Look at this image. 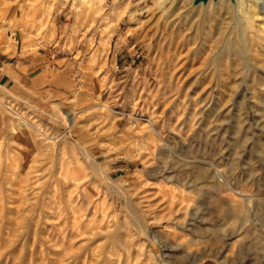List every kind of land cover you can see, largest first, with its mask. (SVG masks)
<instances>
[{
  "label": "rangeland",
  "instance_id": "obj_1",
  "mask_svg": "<svg viewBox=\"0 0 264 264\" xmlns=\"http://www.w3.org/2000/svg\"><path fill=\"white\" fill-rule=\"evenodd\" d=\"M162 1L0 0V264H264V7L218 57Z\"/></svg>",
  "mask_w": 264,
  "mask_h": 264
},
{
  "label": "bare ground",
  "instance_id": "obj_2",
  "mask_svg": "<svg viewBox=\"0 0 264 264\" xmlns=\"http://www.w3.org/2000/svg\"><path fill=\"white\" fill-rule=\"evenodd\" d=\"M163 25L185 27L192 33L218 40V57L251 52L255 34L260 30L259 8L264 0H229L193 7L190 0H166L161 2ZM225 30V31H224ZM220 36V37H219ZM219 38V39H218Z\"/></svg>",
  "mask_w": 264,
  "mask_h": 264
},
{
  "label": "crops",
  "instance_id": "obj_3",
  "mask_svg": "<svg viewBox=\"0 0 264 264\" xmlns=\"http://www.w3.org/2000/svg\"><path fill=\"white\" fill-rule=\"evenodd\" d=\"M46 60L47 57L40 52L35 56L19 58L15 62L7 61L0 55V86L3 84L10 85L14 90L24 92L26 87L41 81L44 76H47L48 65ZM38 68L41 69L34 72ZM32 73L35 76L31 75Z\"/></svg>",
  "mask_w": 264,
  "mask_h": 264
},
{
  "label": "water",
  "instance_id": "obj_4",
  "mask_svg": "<svg viewBox=\"0 0 264 264\" xmlns=\"http://www.w3.org/2000/svg\"><path fill=\"white\" fill-rule=\"evenodd\" d=\"M174 1H180V0H174ZM191 1V6L196 7L199 5H202V7H206L207 5H209V3H213L216 4L218 3L220 0H190ZM223 1H228V0H223ZM233 5L236 4V2L238 0H229Z\"/></svg>",
  "mask_w": 264,
  "mask_h": 264
}]
</instances>
